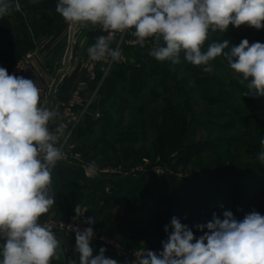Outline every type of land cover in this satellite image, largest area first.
I'll return each mask as SVG.
<instances>
[{
	"label": "clouds",
	"instance_id": "clouds-1",
	"mask_svg": "<svg viewBox=\"0 0 264 264\" xmlns=\"http://www.w3.org/2000/svg\"><path fill=\"white\" fill-rule=\"evenodd\" d=\"M11 11L10 0H0V17ZM56 12L73 28L99 26L107 33L88 48L92 61L119 62L121 49L110 44L115 34L132 30L140 46L154 40L150 55L160 62L179 64L183 53L188 63L211 72L210 61L223 56L242 76L244 95L264 96V43L243 39L225 51L229 41L224 40L204 48L210 34L224 33L229 25L264 28V0H58ZM59 115L41 104L40 88L33 80L0 67V264H51L60 259V241L40 222L56 203L51 170L65 158L58 146L64 125L49 129ZM260 144L258 159L264 164V139ZM96 169L95 161L86 166L89 172ZM75 213L83 214L79 206ZM223 217L213 214L206 225H196L201 231L207 228L199 238L173 217L172 231L164 227L168 238L162 241L163 250L157 254L142 247L134 264H264V215L253 211L238 221L225 211ZM85 223L95 221L88 218ZM93 235L92 227L76 229L79 264H118L104 255L103 247L93 257Z\"/></svg>",
	"mask_w": 264,
	"mask_h": 264
},
{
	"label": "rangeland",
	"instance_id": "rangeland-1",
	"mask_svg": "<svg viewBox=\"0 0 264 264\" xmlns=\"http://www.w3.org/2000/svg\"><path fill=\"white\" fill-rule=\"evenodd\" d=\"M63 21L64 19L61 18L58 26H61ZM118 36H115L117 38H115V45L121 49L122 58L119 62H114L113 69L100 84L99 88L105 87L104 93L96 97L98 91L94 92L91 99L94 107L90 111L93 115L101 114L100 119H94L97 121L110 113L113 121L120 118L127 128L135 124L136 128H140L142 124V130H134L139 131V135L133 136L137 138L134 146L136 148L140 146L141 149L134 154L131 152L133 162L125 161L124 153L120 148L113 153L108 146L105 147L103 142L98 145L96 152L90 151L88 147H91L90 145H93L95 140L103 139L105 142L106 139L112 142L121 132L127 131L125 129L123 131L113 130V132L111 129V133L105 134L100 126L92 124L97 121H90L92 130L77 136L74 141L78 144L76 147L69 146L70 141L67 142L66 149L70 159L66 164L75 162L80 165L79 169L83 172L73 169L82 173L77 181L79 185L88 186L90 181L96 184L99 190L83 189V198L78 202L74 200V211L72 212L68 207H62L58 209L61 212V215L58 214L59 217L61 216L62 219L74 217L76 206H79L81 211L85 208L88 218L95 221L92 225L124 251L136 253L144 247L146 250L159 254L163 250L162 241L167 240L168 235L160 238H152L144 233L136 235L130 231L126 223L118 228V225L105 222L107 216H112L113 220L119 216V207L112 206L117 197L127 198L125 192L127 185L124 189L118 190L113 186L117 182H112V177L104 175L105 177H100L99 182L96 183L84 173L86 166L93 161L97 165V172L114 169L129 172L136 167H141L144 159H149L152 163V166L145 168L147 173L145 172L139 178H119V182L138 180L148 183L149 179H154L159 183L188 181L189 186L184 190L188 193V199H191L193 203H184L186 220L180 219V221L192 230L196 238L207 231V228L203 231L199 230L196 225H206L213 220V214L221 220L224 218V212L218 206L219 201L215 202L211 194L204 193L203 189L210 188L213 193H217L214 186L217 187V184H220L219 190L226 191L224 193L226 196H232L231 212L238 221H242L247 214L253 211L262 210L264 208V181L256 178L254 183H250V178L245 176L247 170L252 172L255 168L261 170L263 165L259 163L258 155L262 151L260 141L264 139L263 135L260 136L264 132V129H260L261 126L264 127V96L249 95L254 102L248 106L247 110H244L243 114H240L234 111L237 103L232 102V106H229V98L235 97L244 101L243 99L246 98L244 94L247 92L246 84L241 83L242 76L230 68L223 56L210 61L213 70L205 72L203 66H193L181 58L179 64H173L171 61H157L150 55V51L155 46L153 39L152 45L147 44V41L144 46L139 44L133 46L124 42L118 45L120 39ZM14 37H21V34H15ZM74 39L76 41V36L73 37ZM125 39V42L136 41L132 35ZM243 39H247L249 44L264 43V28L257 30L247 25L239 28L229 25L224 33L210 34L206 45L208 46L213 41L228 40L229 46L233 47L238 46ZM111 46L115 48L114 45ZM178 83L183 88L182 92L177 87ZM168 101L173 106L183 104L176 109L180 116L173 115L181 140L180 142L172 140L171 143L167 142L164 147H161L156 140L162 134V116L164 109L169 106ZM140 106L145 108L141 115L138 114ZM136 119L139 123H135ZM229 143L236 144L229 147ZM189 145H199L205 150L196 151L185 159L183 156ZM206 146L210 148L207 149ZM247 148L249 152H245ZM59 174V172L55 173L52 178L53 195L55 180L62 178ZM236 176H244V178L237 181ZM218 177L222 179L220 183L215 180L219 179ZM247 186L254 191L247 194L245 191ZM235 197L238 199H234ZM161 201L167 205L164 199ZM52 207L57 208L54 205ZM59 241L60 259L56 260V264H70L73 261L79 264V254L75 250L76 240L61 236ZM91 244L93 257L99 254L102 247L106 249L104 255L107 258L118 255L114 245L95 241H91ZM128 258L132 264L137 260V257H132V255ZM123 259L125 260V257ZM123 259L120 258L118 262L124 264ZM53 262L54 259L52 264Z\"/></svg>",
	"mask_w": 264,
	"mask_h": 264
},
{
	"label": "trees",
	"instance_id": "trees-1",
	"mask_svg": "<svg viewBox=\"0 0 264 264\" xmlns=\"http://www.w3.org/2000/svg\"><path fill=\"white\" fill-rule=\"evenodd\" d=\"M57 2L58 0H19V10H16V7L13 6L10 14L0 17V67H4L8 73H10L12 66L19 61L24 54L30 52L34 48V40L37 37L52 33L55 29H57L59 24L58 22H60L62 18L60 14L56 12ZM15 34H21V37L15 38ZM206 44L207 43L205 42V49L207 48ZM231 48L232 47L229 46V48L225 49V51H229ZM180 58L181 60L184 59L183 53H181ZM177 87L181 92L183 91V88L179 86V83L177 84ZM229 99V106H232V102L237 103L234 111L240 114H243L244 110H247L248 106L252 105L254 102L253 98L249 95H246V98L243 99L244 101L235 97ZM186 105L187 103L185 102V106ZM180 106H183V104L180 103L177 106H173L170 102L169 106L163 111L162 134L158 136L156 140L161 147H164L167 142L171 143L172 140H177L179 142L181 140L173 116L174 114L178 117L180 116V113L176 110ZM144 111L145 108L140 106L138 114L141 115ZM113 120L112 115L107 113L105 118H102L100 121L98 120L92 124L100 126L105 134L111 133V129L112 131H123L125 129L127 131L124 133L121 132L112 142H108L106 139L105 142L103 139L95 140L93 145H90L91 147H88V149L96 152L98 145L103 142L105 143V147L107 148L108 146L110 151L113 153L120 148V150L124 153L125 161L133 162L134 158L132 159L131 152L134 154L139 152L141 149L140 146L137 148L134 146V143L136 142L135 140H137V138L135 139L134 137L139 135V131L134 130H142L143 126L141 124L140 128H136L135 124L130 128H127L125 124L122 123V119L119 118L116 121ZM135 123H139V120L136 119ZM260 129H264V127L261 126ZM76 131L82 135L86 129L79 127ZM262 135L264 137V132L260 136ZM235 144L236 143H229V147H233ZM77 145L78 144L76 143L75 147ZM220 146H222V144H220ZM260 147H262L261 144ZM206 148L208 149L210 147L206 146ZM202 149L203 151L205 150V148L200 147L199 145H189L187 152L183 157L188 159V157L193 155L192 153H196V151L200 150L202 151ZM245 152H249V148H247ZM215 153L217 152L215 151ZM261 168L264 169V164ZM262 169L260 170L259 168H255L253 172L247 170L245 177L250 178V183H254L256 178L257 180L264 181V170ZM57 172H59V175L62 176L61 179L55 180V184L53 185L54 197L56 199L54 206L58 209L68 207L73 212L74 200L78 202L83 198V189H90L94 191L99 190L98 186L90 181L88 186L79 185L77 181L81 178L82 173L76 172L63 164H57L53 168L51 172L52 178ZM235 178L239 181L241 178L243 179L244 176H236ZM215 180L220 183L222 179L219 178ZM215 180H213V182ZM219 185L220 184H217V187L214 186L215 192L217 193H213L210 188L203 189V192L211 194L215 202L217 200L219 201L218 206L220 207V210L223 212L231 211L232 196H226L224 194L226 191L224 192L219 190ZM113 186L118 190L124 189L125 186L127 198L121 199L117 197L115 199V204H113L114 206L112 207H119L120 214L115 220L112 219V216H107L105 218V222L112 223V225L115 226L118 225V228L122 227L126 223V225L130 228V231H133L136 235L144 233L146 235H150L152 238L167 236L168 233L164 231L165 225H169V232H171L172 229L170 228V219L177 217L179 219L186 220L185 208L183 207L185 205L184 203H193L191 199H188V193L184 190L189 186L188 181H163L162 183H159L154 179H149L148 183H144L138 180H130L129 182H118ZM245 189L247 194L254 191L248 186ZM162 199L166 201L167 205L161 201ZM234 199H238V197H235ZM106 206L107 205L105 204V207ZM258 212L261 215H264V208ZM100 214L101 213H99V215ZM53 264H56L55 259Z\"/></svg>",
	"mask_w": 264,
	"mask_h": 264
},
{
	"label": "crops",
	"instance_id": "crops-1",
	"mask_svg": "<svg viewBox=\"0 0 264 264\" xmlns=\"http://www.w3.org/2000/svg\"><path fill=\"white\" fill-rule=\"evenodd\" d=\"M10 3L12 7L19 6V0H10ZM105 34L99 26L95 28H73L63 21L61 26H58L52 33L37 37L34 40V48L28 52L32 56L30 68L25 74L28 77H36L43 84V88L40 90L41 104L50 110L59 112L60 115L49 123V129L54 131L58 125H64V136L61 137L60 144L66 140L70 141L69 146H75L77 142L74 141L79 135L76 130L79 127L85 128L87 132L92 130L90 121L95 119V115L91 111L86 115L82 125L75 130H73V124L61 116V112L68 95L83 75L84 61L88 56V48L95 43L97 37ZM75 36L76 41L75 39L73 40ZM115 38L110 46L114 45L117 48L115 45L117 38ZM119 42L120 39L118 40V45H120ZM95 91H98L96 97H99L104 93L105 87L92 86L87 93V99L92 98ZM77 113L82 114V110L78 108ZM63 165L83 172L79 169L80 165L78 163L70 162L69 165ZM58 214L61 215L58 208L52 207L47 214L41 216L40 222L49 219H62Z\"/></svg>",
	"mask_w": 264,
	"mask_h": 264
},
{
	"label": "built area",
	"instance_id": "built-area-1",
	"mask_svg": "<svg viewBox=\"0 0 264 264\" xmlns=\"http://www.w3.org/2000/svg\"><path fill=\"white\" fill-rule=\"evenodd\" d=\"M116 35L120 36V40H121L120 44H123L124 42L128 45H133V46L137 45L136 41L125 42L126 40L125 38L131 35L130 30L123 34L117 33L115 34V36ZM151 42H152L151 38L147 40V44L152 45ZM31 56L32 55L28 53L20 61L15 63L10 71V75L14 74L16 76H22L24 78L31 79L37 84L40 90H42L43 84L40 82L39 79H37L36 77H28L25 74L30 68ZM113 65L114 62H112L110 58L103 61H92L89 59V56H87V58L85 59L83 75L78 80L74 89L68 95L65 103L63 104L62 112H61V116L73 124V130L78 128V126L82 125L86 115L88 114L90 109L93 108V101L91 100L92 98L90 97L89 99H87V93L89 92L90 88L92 86H100L102 81H104L105 76L108 73H110L111 70L113 69ZM78 108L82 110V114L77 113ZM94 117L95 119H100L101 114L96 113ZM67 142L68 141L65 140L60 144V147H62V150L65 153V158L61 161H58L57 164H66L70 159L66 149ZM150 166H152L150 160L144 159L141 167H136L134 170L132 169V171L129 172L127 171L124 172L121 169L119 170L114 169L111 171L99 170L98 172L97 171L89 172L85 170L84 173H86L87 177L93 182H99L100 177H105L104 175H108L109 177H112L113 180L112 182L118 183L119 178L128 179V178L141 177V175H143L146 172L145 168ZM81 212H83V214L80 217L74 216L66 219H49L44 222H41V224L51 227L58 240L60 239L61 236L68 239H72V238L75 239L77 228L82 231L87 227H92L94 235L91 241L101 242L104 244L106 243L107 245L115 246L118 255H115L114 257L109 256L108 258L115 259L118 262L120 258L123 259L125 257V260L123 259L124 264H132L129 261L128 256L132 255V257H135L136 256L135 252H126L118 245H115L113 241H109V239L106 238L105 235L101 234L99 229L94 227L92 224L89 225L85 223V221L88 219L87 210L83 208ZM2 242L3 241L0 240V244ZM118 264L120 263L118 262Z\"/></svg>",
	"mask_w": 264,
	"mask_h": 264
}]
</instances>
